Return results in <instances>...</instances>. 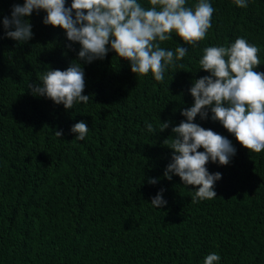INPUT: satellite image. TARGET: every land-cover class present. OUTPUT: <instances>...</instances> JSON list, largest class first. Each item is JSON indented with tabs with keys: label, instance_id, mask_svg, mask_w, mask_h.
I'll use <instances>...</instances> for the list:
<instances>
[{
	"label": "trees",
	"instance_id": "obj_1",
	"mask_svg": "<svg viewBox=\"0 0 264 264\" xmlns=\"http://www.w3.org/2000/svg\"><path fill=\"white\" fill-rule=\"evenodd\" d=\"M209 2L215 11L204 40L184 44L173 32L160 42L188 49L161 83L151 72L132 73L110 45L103 59L81 60L79 42L45 25L43 10L25 18L31 40L7 37L3 19L25 0H0V264H204L211 253L220 255L217 264H264V151L243 147L208 107V118L198 114L194 123L236 149L229 164L206 165L221 173L217 197L193 203L196 186L164 176L173 156L164 141L187 120L181 113L194 104V81L210 75L199 63L203 49L243 37L259 48L256 71L264 72V0H247L245 8ZM73 62L85 73L86 104L66 110L28 89L45 71ZM81 121L89 131L78 141L71 128ZM163 122H170L164 131ZM162 189L167 204L157 209L151 200Z\"/></svg>",
	"mask_w": 264,
	"mask_h": 264
},
{
	"label": "clouds",
	"instance_id": "obj_2",
	"mask_svg": "<svg viewBox=\"0 0 264 264\" xmlns=\"http://www.w3.org/2000/svg\"><path fill=\"white\" fill-rule=\"evenodd\" d=\"M234 2L238 7H247V0ZM150 5L145 8L138 0H72L68 7L66 0H25L22 6H13L11 18L5 17L3 25L7 37L27 42L33 31L25 18L34 10H43L47 13L45 25L60 27L69 41L79 42L81 60L91 63L103 59L110 45L119 58L130 62L132 73L143 76L151 72L162 83L166 68L175 67V61L182 60L188 49L178 46L174 51L166 50L160 42L170 40L173 32L184 44L204 40L212 27L215 9L209 0H198L194 7L186 6V0H150ZM258 53L259 48L243 37L236 38L230 46L203 49L199 63L210 75L194 81L190 89L194 104L181 113L187 120L173 127L172 139L164 141L173 150L164 176L171 180L175 174L185 185L196 186L193 203L217 197L214 185L221 173H209V160L227 165L236 154L228 138L194 123L198 114L208 118L206 108H211L212 119L219 121L243 147L255 153L264 151V72L256 71L261 65ZM39 81L42 83H29L28 89L57 105L63 104L66 110L73 109L75 102L89 101V96L83 95L85 73L78 62L63 71L49 69L39 76ZM169 123L163 122L162 131ZM147 129L154 131L151 123H147ZM71 131L77 134L75 140L83 141L89 128L81 121ZM55 135L61 137L62 130ZM149 183L157 181L150 179ZM163 191L151 200L157 209L167 204ZM220 259L219 254L211 253L204 264H217Z\"/></svg>",
	"mask_w": 264,
	"mask_h": 264
}]
</instances>
